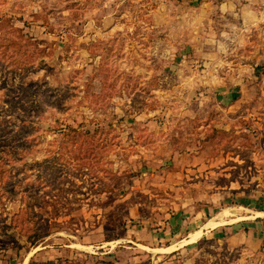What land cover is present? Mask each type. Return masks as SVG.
Listing matches in <instances>:
<instances>
[{
  "label": "rangeland",
  "instance_id": "1",
  "mask_svg": "<svg viewBox=\"0 0 264 264\" xmlns=\"http://www.w3.org/2000/svg\"><path fill=\"white\" fill-rule=\"evenodd\" d=\"M255 218L264 0H0V264H264Z\"/></svg>",
  "mask_w": 264,
  "mask_h": 264
},
{
  "label": "crops",
  "instance_id": "2",
  "mask_svg": "<svg viewBox=\"0 0 264 264\" xmlns=\"http://www.w3.org/2000/svg\"><path fill=\"white\" fill-rule=\"evenodd\" d=\"M246 219V218H245ZM245 221L242 225L243 227H241L242 225H238L237 228H245V227H249L247 229V233L245 232V246L251 249H257L262 242H264V220L263 221H259L258 218L252 219V220H243ZM206 230H215L216 228H211L209 226H205ZM236 228V226H234ZM216 231V230H215ZM203 232V231H202ZM215 233V232H214ZM255 238V239H254ZM254 239V240H253ZM235 240H237V238H235L234 236L230 237L229 239V243L230 244H236ZM264 244V243H263Z\"/></svg>",
  "mask_w": 264,
  "mask_h": 264
},
{
  "label": "bare ground",
  "instance_id": "3",
  "mask_svg": "<svg viewBox=\"0 0 264 264\" xmlns=\"http://www.w3.org/2000/svg\"><path fill=\"white\" fill-rule=\"evenodd\" d=\"M226 213H227V211H226ZM226 213H222V214H220L217 218H215V219H212L211 221H209L208 223H207V226H209V227H211V228H215V227H217V226H221V225H224L225 224V216H227L226 215ZM200 234H201V232H194L192 235H191V241H194V240H196V239H198L199 238V236H200ZM184 242V241H183Z\"/></svg>",
  "mask_w": 264,
  "mask_h": 264
},
{
  "label": "trees",
  "instance_id": "4",
  "mask_svg": "<svg viewBox=\"0 0 264 264\" xmlns=\"http://www.w3.org/2000/svg\"><path fill=\"white\" fill-rule=\"evenodd\" d=\"M257 69H262L261 67H257Z\"/></svg>",
  "mask_w": 264,
  "mask_h": 264
}]
</instances>
